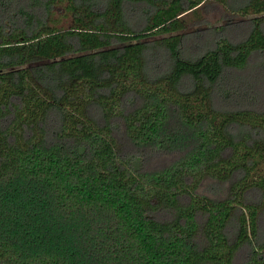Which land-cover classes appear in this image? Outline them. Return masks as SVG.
<instances>
[{
  "label": "trees",
  "instance_id": "trees-1",
  "mask_svg": "<svg viewBox=\"0 0 264 264\" xmlns=\"http://www.w3.org/2000/svg\"><path fill=\"white\" fill-rule=\"evenodd\" d=\"M262 221L264 0H0V264H264Z\"/></svg>",
  "mask_w": 264,
  "mask_h": 264
},
{
  "label": "rangeland",
  "instance_id": "rangeland-1",
  "mask_svg": "<svg viewBox=\"0 0 264 264\" xmlns=\"http://www.w3.org/2000/svg\"><path fill=\"white\" fill-rule=\"evenodd\" d=\"M225 11L223 10L222 7L217 6V5H212L209 4L207 5L201 12V18L202 21H204V24L202 27L195 25L196 23H190L189 24V29L188 31H194V30H199L202 29L204 27H207V25L209 26H221L223 24H225L223 17L225 16ZM64 25H68V23L65 21ZM127 150L130 148L129 145L126 143V147ZM172 159V157H168V158H158V159H152V161L150 162L151 165V169H156V168H160L164 165H166L169 160ZM226 186L225 185H219L216 183H211V182H205L201 189L200 192L204 195H207L210 198L213 199H221L226 195ZM264 223V221H262V224Z\"/></svg>",
  "mask_w": 264,
  "mask_h": 264
}]
</instances>
